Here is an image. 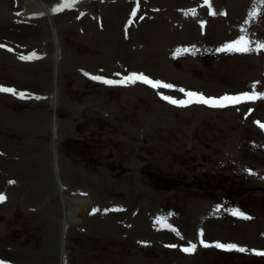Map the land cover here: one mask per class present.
Listing matches in <instances>:
<instances>
[{"label": "rangeland", "instance_id": "obj_1", "mask_svg": "<svg viewBox=\"0 0 264 264\" xmlns=\"http://www.w3.org/2000/svg\"><path fill=\"white\" fill-rule=\"evenodd\" d=\"M26 1L0 0V86L16 90L0 92V153L17 159L0 166V261L57 264L63 229L66 264H264V98L223 108L162 98L264 93V50H255L264 0H209L211 9L205 0H47L59 43V198L48 150L51 23L21 17ZM166 16L168 31L158 24ZM241 36L252 51H219ZM132 73L173 88L91 78ZM149 169L184 184L153 187ZM61 194L90 199L76 223L63 221Z\"/></svg>", "mask_w": 264, "mask_h": 264}, {"label": "snow or ice", "instance_id": "obj_2", "mask_svg": "<svg viewBox=\"0 0 264 264\" xmlns=\"http://www.w3.org/2000/svg\"><path fill=\"white\" fill-rule=\"evenodd\" d=\"M75 3V0H66L65 3V7L69 6L70 4ZM205 4L209 6V8L211 9V5L209 3V0H205ZM60 10V9H58ZM137 9H134L131 13L132 17L136 16V12ZM211 15H216L217 13L215 11H210ZM220 14H224V13H220ZM257 12L254 9L251 12V16L253 18H255L257 16ZM132 23V20H129V24ZM0 47H3V45H0ZM253 49L250 47V42L249 40H247L244 36H241L239 39L229 42L227 44H225L222 48L219 49V51H224V52H241V53H246L249 51H252ZM256 51H260V50H264V42H260L257 43L256 45ZM32 57H21V59H31ZM94 80H101L103 83L106 84H126V83H136V82H142L146 85L151 86L152 88H173V85L171 84H166V83H162L161 81H155L150 79L149 77H147L144 74H138V73H132L131 75L125 77L123 80L120 81H113V80H108V79H104L102 77H98V76H93L91 77ZM180 91L182 93H184L186 99L184 100H180L177 101L171 97H167L164 96L162 97L163 99L167 100L169 103L172 104H176L179 106H188L190 104L196 103V104H203V105H207L209 107H213V108H223V107H228L230 105H237L240 104L242 102H246V101H254L257 99H262L264 98V93H256V92H252V93H243L240 95H224L222 97L219 98H215V97H205L202 93H197V92H192V91H186L184 89H180ZM0 92H8V93H12V94H16V90L13 88H7V87H2L0 86ZM21 98L24 97V93H20L19 94ZM262 128H264V124L260 125ZM14 183V182H11ZM6 200V196L3 194H0V203L4 202ZM232 215L234 216H239L241 218L244 219H250V217L244 215V213L240 212L239 210H234L232 212ZM157 223H160V221H157ZM173 231H175V229H173ZM203 235V233L201 232V236ZM201 245H203L204 247H209L210 245L205 243L202 239L200 241ZM170 247H175V245H171ZM215 247L220 248V249H224V250H238V251H245L244 248H239L236 244H223V243H216ZM196 249V245L195 244H191L189 247H185L182 249V251L186 252V253H192L194 252ZM257 255L260 256H264V252H257ZM0 264H5L4 261H0Z\"/></svg>", "mask_w": 264, "mask_h": 264}, {"label": "bare ground", "instance_id": "obj_3", "mask_svg": "<svg viewBox=\"0 0 264 264\" xmlns=\"http://www.w3.org/2000/svg\"><path fill=\"white\" fill-rule=\"evenodd\" d=\"M172 0L169 1V3ZM177 3H180L181 0H176ZM22 7L20 8V10L22 9L21 13L23 14H30L31 12L33 13H38L41 14L44 22L46 25H48L49 21L51 23V29L49 26V32H50V36L52 40V52H53V56H52V71H51V75H52V79H51V87H50V98H49V103L51 105V110H50V115H49V127H50V133L51 135H53V133L55 134V138L56 139V131H57V126H58V114H57V109L55 108V106L57 107V95H58V70H59V43L57 42V38L54 34V26L52 18H51V10H52V4H50L47 0H28L26 2H24L22 5ZM169 14H171V11H169ZM175 16V15H172ZM155 19L153 20V23H155ZM173 22L172 18L170 16H166L165 18L161 19L158 21V24L160 25H165L167 28V31L169 30V27H167V24H171ZM50 25V24H49ZM172 25V24H171ZM20 27H23V32L25 31V25H20ZM53 35V36H52ZM101 35V33H100ZM171 36L170 38H173L174 36H179L180 38H182V31H178L175 29L171 30ZM135 84V83H132ZM130 89V88H128ZM49 147V152H50V165L52 170L54 169V162L55 159L57 158V156L53 157V153H52V140L50 138V142L48 144ZM15 160V159H12ZM61 200H62V206L63 208V220L64 222H66V219H70L73 223H76L78 221V217H77V211L82 208H86L89 203H90V199L86 196L81 197V196H62L61 194ZM62 248H64V243L62 245ZM60 249H61V245H60ZM60 251H59V260L57 264H66V258L64 257H60Z\"/></svg>", "mask_w": 264, "mask_h": 264}, {"label": "water", "instance_id": "obj_4", "mask_svg": "<svg viewBox=\"0 0 264 264\" xmlns=\"http://www.w3.org/2000/svg\"><path fill=\"white\" fill-rule=\"evenodd\" d=\"M162 180L165 182V184H168L169 183V179L165 178V177H162ZM244 189H241L240 192H243Z\"/></svg>", "mask_w": 264, "mask_h": 264}, {"label": "flooded vegetation", "instance_id": "obj_5", "mask_svg": "<svg viewBox=\"0 0 264 264\" xmlns=\"http://www.w3.org/2000/svg\"><path fill=\"white\" fill-rule=\"evenodd\" d=\"M85 145V144H84Z\"/></svg>", "mask_w": 264, "mask_h": 264}]
</instances>
